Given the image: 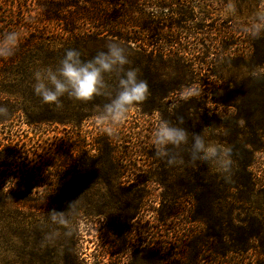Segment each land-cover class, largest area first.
Returning <instances> with one entry per match:
<instances>
[{
    "label": "rangeland",
    "instance_id": "374dc122",
    "mask_svg": "<svg viewBox=\"0 0 264 264\" xmlns=\"http://www.w3.org/2000/svg\"><path fill=\"white\" fill-rule=\"evenodd\" d=\"M177 1V11L169 10L163 26L149 36L176 42L172 50L194 63L196 92L205 87L209 96L227 102L228 92L243 79L262 73L259 61L249 60L260 43L251 48L249 36L254 37L250 25L264 0H234L232 16L221 15L227 0ZM34 3L16 1L15 15L22 12L17 19L28 18ZM226 56L239 60L233 64ZM184 71L172 75L185 76ZM105 79L107 98L111 76ZM156 87L148 88L145 100L131 108L112 135L98 122L102 109L97 108L70 125L51 122L47 115L30 125L20 114L0 128V151L18 157L16 165L3 170L4 192L17 191L23 198L19 204L10 198L0 216V264H264V135L258 134L255 164L244 170L232 162L226 179L214 164L193 162L189 150L192 133L229 148L233 132L213 118L231 116L234 109L185 105L193 96L181 98L183 90L160 100ZM180 117L189 142L172 150L177 163L169 166L156 157L152 132L160 120L177 124ZM247 175L255 183L252 192ZM234 176L244 193H225L221 202L216 187L232 184ZM75 200L79 215L72 235L65 237L47 213L63 211ZM229 226L237 232L232 238ZM52 230L61 235L48 244L43 238Z\"/></svg>",
    "mask_w": 264,
    "mask_h": 264
},
{
    "label": "trees",
    "instance_id": "16d2710c",
    "mask_svg": "<svg viewBox=\"0 0 264 264\" xmlns=\"http://www.w3.org/2000/svg\"><path fill=\"white\" fill-rule=\"evenodd\" d=\"M7 1L9 0H0V38L9 31H16L19 33V43L13 56L0 58V105L9 109L8 117L0 118V128L20 114L30 125L41 123L43 120L40 118L45 115L53 118L51 122L70 125L79 121V116L87 109L103 108L102 101L106 98L104 94L95 96L88 102L76 101L65 95L61 97L59 108L55 104L43 103L34 94V71L58 66L67 49L80 51L82 59L87 60L102 51L104 44L120 42L126 48L129 60L132 61L127 67L139 69L141 79L147 82L148 88L157 86L159 91L157 97L160 100L167 98L169 94L193 88L197 76L194 63L178 50H172L176 42L149 36L155 29L163 26L162 23L166 22L164 17L169 10L177 11L175 8L180 4L177 0H35L33 10L28 12L30 21L28 18L17 19L22 12L15 15L14 3L20 0H10L8 3ZM169 17L168 21H171L172 18ZM249 37L251 48L258 49L255 45L257 42L260 43L259 53L253 52L249 56L251 62L257 59L263 66L260 75L250 74L243 79L228 92L230 95L227 102L216 94L212 93L209 96L205 87L202 90L198 89L195 97L184 100L185 105L192 103H200L201 107L226 105L234 109L231 116L224 115L222 118L214 116L213 119L222 125L224 130L233 132L229 141L231 160L244 170L255 164L258 134L264 135V32L258 40L255 39L256 36ZM226 58L233 64L239 60L237 57ZM179 69L185 70V76L183 73L181 76L176 75L175 78L172 73ZM107 75L111 76L108 83L114 95L117 91L116 77L114 74H106L105 77ZM105 81L107 84L106 79ZM233 81H236V78ZM166 83L170 86L164 88L163 84ZM106 100L109 101V96ZM16 158H18L16 154H10V157L7 154L5 157L0 151V216L8 209L10 198L17 199L13 202L15 204L23 200L19 199L17 191L9 195L4 192L6 177L3 170L16 165ZM244 177L248 183L247 189L252 192L255 184L252 182L253 178L249 175ZM234 178L232 184L216 187L219 200L225 195L244 193L242 185L238 182L241 179L235 176ZM226 190L228 192H225ZM35 206L37 208V203L32 209H36ZM229 227L231 229L229 236L232 238V234L237 232L232 226ZM246 236L255 239L254 235ZM261 253L263 255L264 250ZM159 258L160 256L155 255V259Z\"/></svg>",
    "mask_w": 264,
    "mask_h": 264
},
{
    "label": "clouds",
    "instance_id": "9594fccd",
    "mask_svg": "<svg viewBox=\"0 0 264 264\" xmlns=\"http://www.w3.org/2000/svg\"><path fill=\"white\" fill-rule=\"evenodd\" d=\"M234 0H227L221 15L236 14ZM250 31L253 36L264 32V8L253 14ZM19 43V33L9 31L0 38V58H9L15 54ZM106 50L97 52L90 59H82V53L76 49H67L56 67L40 68L33 73V92L43 103L55 104L61 107V97L80 101H91L102 94L107 88L106 74H114L117 80V91L114 95L106 93L109 101L103 105L98 116V122L107 127L109 135L122 123L138 103L145 100L148 94L147 82L140 78L139 69L127 67L130 65L126 48L120 42H108ZM196 90L190 88L181 94V98L196 95ZM9 109L0 105V118H7ZM184 118L180 117L177 124L168 120H160L152 132L151 142L158 158L166 160L169 166L177 163V155L173 149H179L189 142V130L182 126ZM190 157L214 164L228 178L231 168V149L214 142H206L202 135L191 134ZM78 200V199H77ZM77 200L69 202L63 211L52 209L47 213V219L56 229H63V235L70 237L73 232V221L79 215ZM61 235L58 230H52L44 235L43 241L51 244Z\"/></svg>",
    "mask_w": 264,
    "mask_h": 264
}]
</instances>
